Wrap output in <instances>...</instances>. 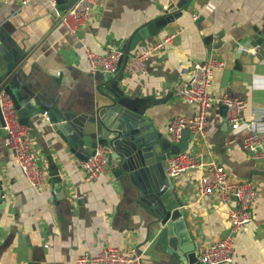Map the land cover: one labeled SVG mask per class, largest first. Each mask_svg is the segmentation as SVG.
Masks as SVG:
<instances>
[{
	"label": "crops",
	"instance_id": "1",
	"mask_svg": "<svg viewBox=\"0 0 264 264\" xmlns=\"http://www.w3.org/2000/svg\"><path fill=\"white\" fill-rule=\"evenodd\" d=\"M182 4V0H98L85 26L71 35L53 15L54 0H33L27 6L22 0L0 1L3 39L30 51L12 76L2 80L0 90L14 81L37 104L66 115L80 134L92 135L107 113L111 94L106 83L123 75L118 85L126 99L169 139L168 127L174 118L192 117L198 111L197 105L174 95L175 84L189 80L195 64L217 57L225 67L215 73L206 138L193 140L189 151L223 165L234 181L257 184L253 222L246 233L235 236L236 256L231 264H264V155L254 159L245 150L248 131H233L218 103L225 95L246 100L249 122L264 114V0ZM174 10L182 12L175 23L131 49L140 29ZM175 33L177 39L150 59L143 76L93 75L89 69L88 50L104 54L121 48L127 55L140 54ZM208 36H214L213 45L223 43L222 47L209 52ZM256 36L263 44L255 48ZM239 45L253 51L240 53ZM27 127L49 184L42 194L30 186L2 133L0 185L8 200L6 206L0 201V264H77L80 256H95L106 246L136 248L142 264H186L176 253L163 249L151 225L153 217L133 184L116 175L119 165L113 157L106 175L87 181L81 160L45 116L32 117ZM200 175L201 171H191L172 179L198 256L204 246L230 230V206L217 196L200 198Z\"/></svg>",
	"mask_w": 264,
	"mask_h": 264
},
{
	"label": "built area",
	"instance_id": "2",
	"mask_svg": "<svg viewBox=\"0 0 264 264\" xmlns=\"http://www.w3.org/2000/svg\"><path fill=\"white\" fill-rule=\"evenodd\" d=\"M5 1V0H0ZM33 0H22L27 6ZM54 0V6H55ZM98 0H78L70 9L59 14V23L71 34H77L87 23ZM178 34H171L140 54L127 55L121 48H112L104 54L87 51V60L93 75H126L139 77L147 72L148 62L166 47L172 44ZM256 48V47H255ZM238 51L252 52L249 47L239 45ZM225 63L215 56L204 62L195 64L192 77L175 84L174 95L183 101L198 107L192 117H176L169 127V139L179 144L185 130L191 132L192 141L206 138V127L209 111L214 99L211 88L215 73L222 70ZM218 103L226 108L225 118L233 131L245 128L248 135L244 148L254 159H261L264 151V114L252 122L246 120L248 109L246 100L228 95L218 99ZM5 133L14 160L21 169L30 186L42 194L49 184V176L40 165L37 145L27 126L20 122V115L11 97L0 90V135ZM112 150L100 146L87 161L80 162V169L87 181H98L110 169ZM166 173L171 179L191 172L201 171L197 191L200 198L217 196L225 205H229V233L222 239L204 246L199 253L201 264H231L235 260V236L246 233L253 222V208L259 198V189L253 181H234L226 168L216 161H204L200 155L190 151L173 155L166 161ZM77 264H142V254L136 248L122 250L106 246L95 255H82Z\"/></svg>",
	"mask_w": 264,
	"mask_h": 264
},
{
	"label": "water",
	"instance_id": "3",
	"mask_svg": "<svg viewBox=\"0 0 264 264\" xmlns=\"http://www.w3.org/2000/svg\"><path fill=\"white\" fill-rule=\"evenodd\" d=\"M78 0H56L53 15L70 9ZM189 0H182L183 6ZM169 11L166 16L140 29L133 37L131 49L134 50L141 42L158 37L168 26L182 16V12ZM214 36L205 39L208 51L218 50L223 43L213 45ZM254 47L263 44V39L254 38ZM30 51L20 49L11 42H6L0 32V84L9 79L24 62ZM108 80L105 89L111 94L107 106V115L99 120V130L92 135L80 134L72 126L67 116L57 108L49 109L37 104L31 96L16 87L10 81L4 91L13 100L20 115V122L29 126L32 117L45 116L53 126L54 131L67 141L75 156L81 161H87L100 146L112 150V157L117 161L118 177L125 176L136 188L144 208L153 217L152 226L163 249L176 253L186 264H201L196 253L186 223L182 201L178 197L173 180L166 173V161L173 155L187 152L192 142L191 132L185 130L179 144L158 133L153 125L136 112L132 102L126 99L125 93L119 88V81ZM223 110L226 108L223 106ZM7 195L0 185V201L7 205Z\"/></svg>",
	"mask_w": 264,
	"mask_h": 264
}]
</instances>
